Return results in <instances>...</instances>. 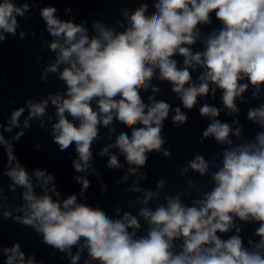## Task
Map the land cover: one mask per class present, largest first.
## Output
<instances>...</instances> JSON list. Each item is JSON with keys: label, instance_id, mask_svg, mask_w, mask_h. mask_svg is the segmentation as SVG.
<instances>
[{"label": "clouds", "instance_id": "9594fccd", "mask_svg": "<svg viewBox=\"0 0 264 264\" xmlns=\"http://www.w3.org/2000/svg\"><path fill=\"white\" fill-rule=\"evenodd\" d=\"M42 2L0 0V46L9 37L35 41L36 30L26 31L21 20L38 12L44 22L35 54L36 64H43L39 79L55 80L52 90L27 97L6 114L0 99V226L12 221L30 229L52 250L51 259L66 264H264V0H119L132 6L120 7L111 23L77 21L70 5L65 19L54 3L40 7ZM154 79L167 82L179 104L157 99ZM3 80L0 72V85ZM218 92L222 106L209 103ZM237 101L247 105L251 136ZM193 110L207 122L199 142L211 141L218 150L208 158L195 152L175 166L171 179L160 176L155 190L145 187L140 181L149 180L150 154L173 158L166 122L182 128ZM222 112L228 117L223 122ZM34 126L59 152L72 149L79 191H62L56 174L29 167L16 154V144ZM94 144L101 145L98 151ZM105 157L102 170L97 159ZM105 171L128 205L129 196L142 205L136 214L122 203L112 205L111 215L99 200L88 202L93 177L99 196L108 197ZM189 172L210 177V190L201 192ZM161 196L163 203L149 207ZM0 264L48 261L20 240L6 244L0 230Z\"/></svg>", "mask_w": 264, "mask_h": 264}]
</instances>
